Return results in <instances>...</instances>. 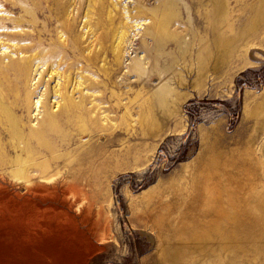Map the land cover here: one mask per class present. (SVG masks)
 <instances>
[{
	"label": "rangeland",
	"instance_id": "1",
	"mask_svg": "<svg viewBox=\"0 0 264 264\" xmlns=\"http://www.w3.org/2000/svg\"><path fill=\"white\" fill-rule=\"evenodd\" d=\"M0 65V264H264L262 0H0Z\"/></svg>",
	"mask_w": 264,
	"mask_h": 264
},
{
	"label": "bare ground",
	"instance_id": "2",
	"mask_svg": "<svg viewBox=\"0 0 264 264\" xmlns=\"http://www.w3.org/2000/svg\"><path fill=\"white\" fill-rule=\"evenodd\" d=\"M262 4H263V6H264V0H262ZM16 66H17V68H16V70L19 72V70L21 69V63H17L16 64ZM4 68L5 69V67L4 66H2V65H0V70H1V68ZM16 71V72H17ZM21 72V71H20ZM175 92V89H174V87H172V86H169V85H167V83L166 84H163L162 86H160V87H158L157 88V90H156V95L158 96V98H159V101L164 105L165 103H169L170 102V100H172V102H176V101H178V100H174L173 98V93ZM172 97V98H171ZM20 157V156H19ZM18 157V158H19ZM20 160H21V157L19 158ZM15 161H17V160H15Z\"/></svg>",
	"mask_w": 264,
	"mask_h": 264
}]
</instances>
